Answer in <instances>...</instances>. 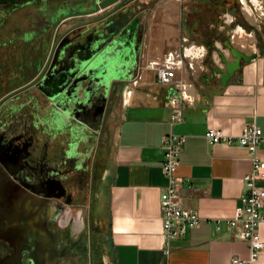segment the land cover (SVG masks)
I'll return each instance as SVG.
<instances>
[{"label":"crops","instance_id":"obj_1","mask_svg":"<svg viewBox=\"0 0 264 264\" xmlns=\"http://www.w3.org/2000/svg\"><path fill=\"white\" fill-rule=\"evenodd\" d=\"M155 18L139 15L136 19L138 35L129 56L156 60L183 47L195 51L177 73L188 100L184 121L171 124L167 105L171 89L158 84L146 65L135 71L130 67L122 75L129 85L110 109L104 134L110 142L106 217L111 264H229L233 256L247 260L248 245L237 237L241 226H230L228 221L246 192L244 178L252 169L251 155L238 144H209L205 134L217 129L235 137L248 125L258 126L264 134V19L258 47L238 48L255 58L242 62L224 86L214 68L222 67L218 51L227 56L223 42L229 38L203 45L180 36L179 43L181 22L169 21L158 28ZM139 30L147 38L146 50L139 48ZM132 81L136 84L131 85ZM170 133L185 138L175 173L182 179V207L201 219L184 238L171 242L163 236L160 218V195L167 185L161 170L162 139ZM254 156L264 163V148H258ZM256 185L264 188V172ZM257 230L264 242V221ZM254 264H264V249Z\"/></svg>","mask_w":264,"mask_h":264},{"label":"flooded vegetation","instance_id":"obj_2","mask_svg":"<svg viewBox=\"0 0 264 264\" xmlns=\"http://www.w3.org/2000/svg\"><path fill=\"white\" fill-rule=\"evenodd\" d=\"M138 2L128 0L109 29L128 47L138 35ZM96 3L0 0V264L99 263L93 235L110 165L104 134L129 81L114 78L109 93L94 96L84 112L71 109L72 116L62 108L56 117L36 89L57 38L111 9L89 14ZM99 26L85 28L91 50L101 45Z\"/></svg>","mask_w":264,"mask_h":264},{"label":"built area","instance_id":"obj_3","mask_svg":"<svg viewBox=\"0 0 264 264\" xmlns=\"http://www.w3.org/2000/svg\"><path fill=\"white\" fill-rule=\"evenodd\" d=\"M183 41L187 42L186 39ZM189 51H191L189 47H183L181 51L168 52L162 58L146 63L147 70L155 74L157 83L171 89L167 99L171 124H180L184 121V106L188 97L183 92V81L176 79V73L182 70L183 60L194 57L195 51L187 54ZM130 84L135 85L136 81ZM130 93L131 91L127 90L125 95L129 96ZM205 137L209 144L220 142L238 144L245 147L251 155L252 169L244 178L246 192L241 198V205L237 207L234 217L228 221L230 226H241L237 237L247 243L249 259L242 260L233 256L229 264H254L259 253L264 249V242L260 239L257 230V225L264 221V214L261 213L264 207V188L256 185V181L263 177L264 163L254 156L258 148H264V134L258 126L248 125L235 137L224 135L217 129H209ZM184 141L183 136L172 133L165 135L162 139L164 159L161 162V170L167 179V185L160 195V218L163 236L169 242L184 238L187 232L198 227L201 221L196 212L183 208L181 204L182 179L175 173L179 166Z\"/></svg>","mask_w":264,"mask_h":264},{"label":"water","instance_id":"obj_4","mask_svg":"<svg viewBox=\"0 0 264 264\" xmlns=\"http://www.w3.org/2000/svg\"><path fill=\"white\" fill-rule=\"evenodd\" d=\"M127 1L97 0L95 11L89 14L111 9L95 20L77 24L66 30L53 44L46 66L38 75L36 89L50 101L52 109L57 112L56 117L64 113L62 108L67 111V116H72L71 109L84 112L91 105L94 96L109 93L112 80L121 77L132 67L133 60L128 53V44H124L119 38L112 40L117 33L109 31L118 10ZM98 23L102 32L101 45L91 50L89 46H85L83 34L85 28ZM109 42L111 43L108 45ZM223 46L228 49L231 59L222 51H218L223 67H215L214 71L219 75L220 83L225 86L239 71L241 63L252 60L255 54L246 55L229 41L223 42ZM104 113L103 109L99 126L102 124Z\"/></svg>","mask_w":264,"mask_h":264},{"label":"rangeland","instance_id":"obj_5","mask_svg":"<svg viewBox=\"0 0 264 264\" xmlns=\"http://www.w3.org/2000/svg\"><path fill=\"white\" fill-rule=\"evenodd\" d=\"M141 12L140 16H153L159 25L158 28L166 25L167 22L176 20L181 22L180 36H186L191 42L205 45V42L219 43L223 39L233 40V46L251 51L258 47L261 35V27L264 19V0H138ZM142 38L140 44L147 48V38L142 36L143 30H139ZM197 32V33H196ZM197 34L201 37L197 38ZM231 35L234 38H231ZM181 38L177 41L181 43ZM149 42V41H148ZM184 44V43H183ZM181 45V44H180ZM222 48L221 45H218ZM227 58L231 59L228 49ZM173 52V51H171ZM173 53H176L175 51ZM226 54V53H225ZM164 56V55H163ZM136 56L131 65V70L146 65L151 61L149 57L139 58ZM138 58L141 60L138 61ZM162 58V57H161ZM189 60V59H185ZM185 60H183L184 70ZM221 64V62L219 63ZM223 67V65L221 64ZM179 72V71H178ZM177 72V73H178ZM176 73V79H177ZM181 80V79H178ZM107 198L104 199L101 207V215L98 217L99 226L93 235L94 259L99 260L98 264H111L110 247L108 242V224L106 217ZM97 264V262H94Z\"/></svg>","mask_w":264,"mask_h":264},{"label":"bare ground","instance_id":"obj_6","mask_svg":"<svg viewBox=\"0 0 264 264\" xmlns=\"http://www.w3.org/2000/svg\"><path fill=\"white\" fill-rule=\"evenodd\" d=\"M188 53H190V54H191L192 52H191V51H189V52H187V54H188Z\"/></svg>","mask_w":264,"mask_h":264}]
</instances>
